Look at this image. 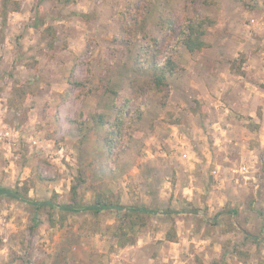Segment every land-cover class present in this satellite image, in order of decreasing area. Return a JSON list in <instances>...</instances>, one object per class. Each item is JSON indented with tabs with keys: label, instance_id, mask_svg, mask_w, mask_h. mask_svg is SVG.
<instances>
[{
	"label": "rangeland",
	"instance_id": "rangeland-1",
	"mask_svg": "<svg viewBox=\"0 0 264 264\" xmlns=\"http://www.w3.org/2000/svg\"><path fill=\"white\" fill-rule=\"evenodd\" d=\"M18 1L0 13V186L160 212L134 229L115 208L35 219L0 195V264H169L166 241L184 264H264V0ZM189 17L207 21L196 56ZM153 57L179 66L163 88Z\"/></svg>",
	"mask_w": 264,
	"mask_h": 264
},
{
	"label": "trees",
	"instance_id": "trees-1",
	"mask_svg": "<svg viewBox=\"0 0 264 264\" xmlns=\"http://www.w3.org/2000/svg\"><path fill=\"white\" fill-rule=\"evenodd\" d=\"M20 8V2L18 0H3V4L1 7V23L3 26L7 23V18L9 12L16 11ZM206 19L193 17L187 18L181 28V36L180 41L183 43L187 51H189L192 55L196 56L200 54L206 46L205 34H206ZM146 63L153 70V79L156 87L163 88L167 85L168 75H171L177 71L179 68L178 64L172 60L170 57H164L163 60L159 61L157 58H152V61L149 62V58H147ZM130 104H122L117 106V114L115 117V121L110 127L111 131L108 133L106 137V145L110 153H114L116 147L119 145L120 139L124 137V127H126L125 118L127 115V108ZM97 118L101 123L106 125V117L98 116ZM111 123V122H108ZM78 184H73L72 186V200L68 203H55L52 200H37L35 198H30L28 193H24L20 191L18 187H4L0 186V195H4L7 197H11L28 204H31L35 207V219H37L38 212L43 208H51V209H59L65 212H74L81 213L86 211H92L93 213H100L106 209L115 208L119 212L123 213V219L127 223L126 225H130L131 229H134L135 226L143 227L146 225V220L143 218V215H151L158 214L160 211L156 209L149 208L145 205H124L120 202L112 203L110 201H106L101 197H98L95 202L89 204H78L77 195H78ZM174 210L165 212L169 215L173 213ZM129 223V224H128ZM121 230L125 234V225H121ZM167 239L174 240L175 235H170ZM129 242H123V246H126ZM203 264L202 262H199ZM221 264H225L224 262Z\"/></svg>",
	"mask_w": 264,
	"mask_h": 264
},
{
	"label": "crops",
	"instance_id": "crops-1",
	"mask_svg": "<svg viewBox=\"0 0 264 264\" xmlns=\"http://www.w3.org/2000/svg\"><path fill=\"white\" fill-rule=\"evenodd\" d=\"M248 80H251V77H250V72H248V74H247V80L245 81V83L246 84H250L249 82H248ZM167 242V244L169 243V244H171V245H169V246H166L165 245V243H163V244H160L159 243V251H160V253L163 255L162 256V258H163V260H169V264H174V263H176V264H184L185 262H186V259H184L183 257L181 258L179 255H178V253H177V251H174V247H173V243L174 242H171V241H166ZM168 248V249H167ZM163 251H167V253H169L168 255H166L165 253H163ZM166 255V256H165ZM121 257H123V259L124 258H127L128 260H129V258L130 257H127L126 256V252H125V255L123 256V255H121ZM167 257V258H166ZM182 259H184V260H182ZM166 260V261H167Z\"/></svg>",
	"mask_w": 264,
	"mask_h": 264
}]
</instances>
